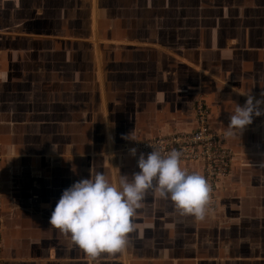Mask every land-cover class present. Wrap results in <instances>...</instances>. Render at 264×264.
<instances>
[{
  "label": "crops",
  "instance_id": "1",
  "mask_svg": "<svg viewBox=\"0 0 264 264\" xmlns=\"http://www.w3.org/2000/svg\"><path fill=\"white\" fill-rule=\"evenodd\" d=\"M158 14L151 0H0V264H264V115L225 135L235 104L264 101V37L217 23L179 37ZM198 96L236 154L215 212L149 191L126 251L95 260L49 223L73 182L137 172L130 145L193 130Z\"/></svg>",
  "mask_w": 264,
  "mask_h": 264
},
{
  "label": "clouds",
  "instance_id": "2",
  "mask_svg": "<svg viewBox=\"0 0 264 264\" xmlns=\"http://www.w3.org/2000/svg\"><path fill=\"white\" fill-rule=\"evenodd\" d=\"M262 103L248 94L243 106L235 104L225 135L239 137L254 117L264 115ZM130 154L135 156L136 150L131 149ZM136 166L137 172L130 176L119 174L115 180L96 172L73 182L62 191L49 223L95 260L102 253L126 251L129 234L135 231L133 217L149 191L170 200L182 215L205 218L211 188L203 175L184 169L179 150L162 153L152 148L146 156L139 155Z\"/></svg>",
  "mask_w": 264,
  "mask_h": 264
},
{
  "label": "built area",
  "instance_id": "3",
  "mask_svg": "<svg viewBox=\"0 0 264 264\" xmlns=\"http://www.w3.org/2000/svg\"><path fill=\"white\" fill-rule=\"evenodd\" d=\"M195 127L189 132L172 134H155L125 149L130 153L136 150V156H145L152 148L166 153L175 148L182 153V163L196 165L201 170L210 188V204L208 210L215 212L219 201L220 187L223 181L230 177L236 154L225 145L224 133L210 126V110L202 96L194 99L192 105ZM2 155L0 154V160ZM2 205L0 203V255L2 238Z\"/></svg>",
  "mask_w": 264,
  "mask_h": 264
},
{
  "label": "rangeland",
  "instance_id": "4",
  "mask_svg": "<svg viewBox=\"0 0 264 264\" xmlns=\"http://www.w3.org/2000/svg\"><path fill=\"white\" fill-rule=\"evenodd\" d=\"M158 10L159 19L164 17L166 23L181 22L182 29L177 36L190 35L193 27L206 28L216 24L224 37L241 38L247 34L250 38L264 37V0H151ZM166 25V24H165ZM173 26V25H172ZM175 26V25H174ZM178 28V25H176ZM174 29V30H177ZM170 32L165 29L164 33ZM176 32V31H175ZM175 36V34L170 35ZM174 38V37H173ZM169 47L176 49L173 40Z\"/></svg>",
  "mask_w": 264,
  "mask_h": 264
}]
</instances>
